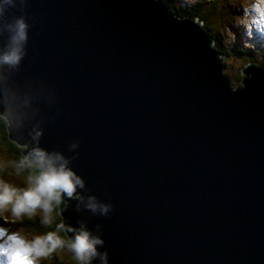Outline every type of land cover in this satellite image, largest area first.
Segmentation results:
<instances>
[{"label": "water", "instance_id": "95a60500", "mask_svg": "<svg viewBox=\"0 0 264 264\" xmlns=\"http://www.w3.org/2000/svg\"><path fill=\"white\" fill-rule=\"evenodd\" d=\"M8 138L83 181L58 207L92 264H264V66L233 87L198 18L161 0H0ZM93 202L97 210L88 205ZM107 206V213L103 207Z\"/></svg>", "mask_w": 264, "mask_h": 264}, {"label": "clouds", "instance_id": "9594fccd", "mask_svg": "<svg viewBox=\"0 0 264 264\" xmlns=\"http://www.w3.org/2000/svg\"><path fill=\"white\" fill-rule=\"evenodd\" d=\"M244 12L248 31L254 28L264 34V0H252ZM15 27L16 35L12 38L15 47L0 58L8 65L19 63L20 45L26 40L27 25L24 20L17 19ZM5 167V163L0 161V172ZM15 168L17 174L24 169L35 171L27 176L26 186L22 188L0 178V220L5 224L23 222L25 218L32 220L40 215L43 225H51L54 221L53 213L63 203L62 197L71 199L77 187L84 186L83 181L67 167V161L61 155H50L39 148L24 156L15 164ZM88 207L93 212L97 210L93 202ZM108 210L107 206L103 207L104 213ZM57 229L29 239L20 231L0 226V264H41L42 260L65 247L72 253L76 264H92V260L100 255L97 245H102L103 241L93 237L90 232L83 228L79 231L68 228V232L75 234L66 241L58 234L59 230H64V225H57Z\"/></svg>", "mask_w": 264, "mask_h": 264}, {"label": "trees", "instance_id": "16d2710c", "mask_svg": "<svg viewBox=\"0 0 264 264\" xmlns=\"http://www.w3.org/2000/svg\"><path fill=\"white\" fill-rule=\"evenodd\" d=\"M161 2L162 5L167 9L168 13L171 15H174L178 18H184V17L198 18L203 22V26H205L208 29L209 34L212 35L213 37V46L215 50L224 56L223 64L225 65V69H223L222 73L231 82V84H233L231 79L228 77V74L227 73H226L227 75L225 74L227 64L226 62H224L227 59V56L231 54V51L225 48L222 44H220V42L216 38L215 31L211 30V25H212L211 18L216 13L215 10L217 8V4L220 3V0H214L213 2H210L209 3L210 6H208V2H206V5L208 7H203L204 4L199 1L181 6H176L174 0H161ZM249 62L259 63L264 66V59L259 60L257 58L252 57L249 58L248 60H245L244 64H247ZM242 67L240 68V70L242 69ZM235 86H239V85H237L236 83L233 87ZM7 126H8L7 118H5L0 114V161H3L6 165L4 170L0 172V178L6 180L8 183L12 184L13 186L22 188L23 186L24 187L26 186L27 176L32 172H34L35 169H24L19 174H17L15 164L18 163L24 157L22 155V149L24 148V146L18 145L8 138ZM53 216H54V221L51 225H43L40 222L41 216L37 215L32 220L25 218L23 222L8 223V226L10 230H12V228L22 227L25 230L34 232L35 234L43 235L49 231H58L57 225L62 224V218L58 208L53 213ZM2 224L5 223L3 220H0V225ZM58 234L66 241L70 240L67 237L65 230H59ZM57 252L68 253V255L71 256L70 259H72L73 262L76 264V261L72 256V253L66 247L62 250H58ZM54 255L55 253H53L50 257H54ZM56 261L57 263L61 264L59 258H56Z\"/></svg>", "mask_w": 264, "mask_h": 264}, {"label": "rangeland", "instance_id": "374dc122", "mask_svg": "<svg viewBox=\"0 0 264 264\" xmlns=\"http://www.w3.org/2000/svg\"><path fill=\"white\" fill-rule=\"evenodd\" d=\"M174 1L176 6L192 3V0ZM196 1L202 2L204 4L203 7H208L210 6L209 3L214 0ZM206 2H208V6ZM251 3L252 0H220L215 10L216 13L211 18V30L215 31L217 40L231 51V54L227 56L224 62L227 64L225 74H228L233 86L236 83L237 85L241 84L240 80L242 75L240 74V68L245 60L252 57L259 60L264 59V34L257 32L254 28L249 32L245 25L244 9ZM0 226L9 228L8 224H2ZM11 231H20L29 239L34 235H38L22 227L12 228ZM56 258H59L61 264H75L70 259L71 256L66 252H56L54 257L42 260L41 264H60L57 263Z\"/></svg>", "mask_w": 264, "mask_h": 264}]
</instances>
